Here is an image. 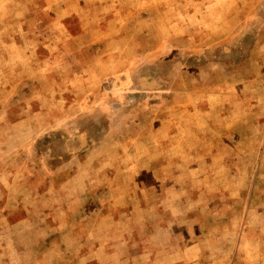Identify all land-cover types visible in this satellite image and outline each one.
<instances>
[{
    "label": "rangeland",
    "instance_id": "rangeland-1",
    "mask_svg": "<svg viewBox=\"0 0 264 264\" xmlns=\"http://www.w3.org/2000/svg\"><path fill=\"white\" fill-rule=\"evenodd\" d=\"M0 264H264V0H0Z\"/></svg>",
    "mask_w": 264,
    "mask_h": 264
}]
</instances>
